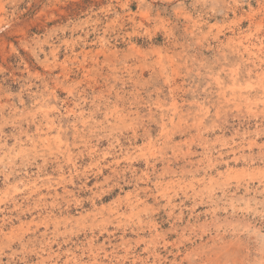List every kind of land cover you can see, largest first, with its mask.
I'll return each instance as SVG.
<instances>
[{"label": "rangeland", "instance_id": "1", "mask_svg": "<svg viewBox=\"0 0 264 264\" xmlns=\"http://www.w3.org/2000/svg\"><path fill=\"white\" fill-rule=\"evenodd\" d=\"M0 264H264V0H0Z\"/></svg>", "mask_w": 264, "mask_h": 264}]
</instances>
